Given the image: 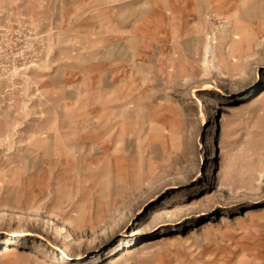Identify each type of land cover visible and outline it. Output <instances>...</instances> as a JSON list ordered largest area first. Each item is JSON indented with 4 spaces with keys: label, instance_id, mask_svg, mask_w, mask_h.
<instances>
[{
    "label": "rangeland",
    "instance_id": "rangeland-1",
    "mask_svg": "<svg viewBox=\"0 0 264 264\" xmlns=\"http://www.w3.org/2000/svg\"><path fill=\"white\" fill-rule=\"evenodd\" d=\"M109 1L0 0V264H264V27Z\"/></svg>",
    "mask_w": 264,
    "mask_h": 264
},
{
    "label": "crops",
    "instance_id": "crops-1",
    "mask_svg": "<svg viewBox=\"0 0 264 264\" xmlns=\"http://www.w3.org/2000/svg\"><path fill=\"white\" fill-rule=\"evenodd\" d=\"M118 1L121 0H114L113 1H109L111 2V8H107L106 10H110L112 9L113 5L116 6ZM140 0H137V2ZM136 2V3H137ZM162 3H166V4H161L162 8H158V12L161 13V19H162V23L161 24H156L154 29L155 32H157V38H161L159 41L160 42H155L153 39L147 40V44L149 42V45H153V44H159V43H163V42H167V39L170 36V30L169 24H165L166 22H164L163 17L167 20L170 19V13L167 12V10L170 11V9H173V7H178V11L183 12L184 14L180 15L177 14L176 18L180 21L179 24V28L182 27V23L184 22V25L187 26V21L190 19L193 20H199L201 18H204V16L206 14H213V13H223V14H228L229 17H231V19H239L240 16H242L243 13H249L251 15V19L254 20L253 23H251V25H247L249 27H264V0H168V2H165V0L162 1ZM170 3V4H169ZM186 5V6H185ZM249 6V7H247ZM148 21H153V17L152 19H150V17L146 18V22ZM258 20H260L258 22ZM262 20V22H261ZM189 25H195V22H190L189 21ZM239 23V22H237ZM184 26V27H185ZM195 27H193L194 29ZM153 30V31H154ZM180 36H178L177 38L179 39V41H181V44L185 45L186 47H188L189 49L195 50V46L194 45H189L188 43L193 44L192 42H197L199 41V33H197L194 30H189L186 29L184 30V33L179 34ZM151 36V35H150ZM183 38V39H182ZM173 41V40H172ZM177 41V42H179ZM190 41V42H189ZM174 42V41H173ZM183 42V43H182ZM115 44H120L119 42H116ZM122 44V43H121ZM192 46V48H191ZM149 47H145V52H141L139 53V51L136 49L135 51L133 50L131 54H125V56L123 57V59H130V61L132 60H142L144 62H146V67L145 68H152L154 66L151 67V63L152 60L155 56V54H153L151 51L154 49L153 47H150L149 49H147ZM184 48V47H183ZM167 55L164 54V56H168L166 59L170 60L171 57L173 56L174 52H166ZM102 54V53H101ZM100 54V55H101ZM170 55V56H169ZM113 59H117V57L114 56L111 57ZM190 58V57H188ZM121 59V56H120ZM150 74H153V68L152 71L150 72ZM131 87V85L129 86ZM137 94V87H135V91ZM135 98L136 97H131L129 98V105H134L135 104ZM70 103V101L68 102V104ZM133 115L134 117L130 120V122L137 124V119H136V114L133 111Z\"/></svg>",
    "mask_w": 264,
    "mask_h": 264
},
{
    "label": "bare ground",
    "instance_id": "bare-ground-1",
    "mask_svg": "<svg viewBox=\"0 0 264 264\" xmlns=\"http://www.w3.org/2000/svg\"><path fill=\"white\" fill-rule=\"evenodd\" d=\"M254 95L256 96V98L264 97V88L260 89ZM224 120H225V116L222 114L221 119H220L219 124H218V131H217L218 145H217V147H220L222 145V137H223L224 133L226 132ZM104 131H106V130H104ZM207 223L210 224V222H207ZM137 248L138 247H136V246H126V247L120 249L119 252H117L116 254H114L113 256H111L109 258L107 264H124L126 262V260H129L130 257H132L134 255ZM14 253H15V249L11 243H5V244H2L0 246V259L9 258L12 255H14ZM29 257H32V254L28 255V258Z\"/></svg>",
    "mask_w": 264,
    "mask_h": 264
}]
</instances>
